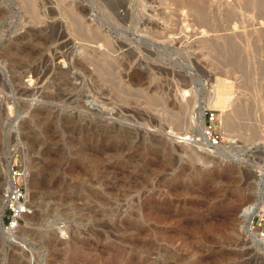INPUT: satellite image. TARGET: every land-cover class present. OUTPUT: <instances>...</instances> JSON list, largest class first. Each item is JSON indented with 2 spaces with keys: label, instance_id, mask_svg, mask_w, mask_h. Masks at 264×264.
Segmentation results:
<instances>
[{
  "label": "rangeland",
  "instance_id": "1",
  "mask_svg": "<svg viewBox=\"0 0 264 264\" xmlns=\"http://www.w3.org/2000/svg\"><path fill=\"white\" fill-rule=\"evenodd\" d=\"M235 1L214 0L207 26L220 23L237 36L243 20L223 17ZM174 7L166 12L156 0H0L3 226L11 167L25 171L29 197L22 226L0 229V264H264V237L251 228L259 205L246 213L264 180V42L202 43V24L186 10L172 16ZM247 18V33L258 37ZM184 92L191 106L174 131L170 116L145 105L151 97L178 112ZM211 112L223 138L215 147L202 141ZM102 125L133 136L115 137ZM118 143L125 159L103 155ZM168 156L171 170L155 175ZM130 170L136 182L123 186L140 189L119 198L122 172ZM146 175L143 188L137 182ZM91 190L111 200L118 217L95 218ZM148 197V206L174 220H142ZM127 217L140 221L138 230H128Z\"/></svg>",
  "mask_w": 264,
  "mask_h": 264
},
{
  "label": "bare ground",
  "instance_id": "2",
  "mask_svg": "<svg viewBox=\"0 0 264 264\" xmlns=\"http://www.w3.org/2000/svg\"><path fill=\"white\" fill-rule=\"evenodd\" d=\"M152 1V0H151ZM153 1H155V0H153ZM158 1V3H159V6H164L165 7V9H166V12H167V10L169 11L170 10V8L168 9V8H166V7H169V6H175L174 7V10H172L171 11V15L173 16L174 15V17L175 16H177L178 15V13L181 15V13L180 12H182V11H187L188 12V14L192 17H195V18H193V22H194V19L196 20L195 22L197 23V24H202L201 25V27H199L200 29H201V31L199 32V33H197L198 35H200L201 34V37H199V38H197V40H200L202 43H208V42H222V43H232L233 41H248V40H251V39H255L256 40V38H257V40H259V41H263L264 42V0H236L235 2H234V4H232L231 6H230V9H229V11L228 12H226V15H223V17H225L224 19L225 20H227V22L228 21H233V23L235 22V21H237V19H239V21H241V20H243V22L241 23V24H239L238 23V21L237 22H235V23H238L237 24V26H239V28H241V30H239V33L236 31V29H235V27L233 26L232 28H230V29H233V31L234 32H237V36H234L232 33L230 34V33H226V31H224L223 30V28H221V24L219 23V25H220V28H217V27H212V28H209L208 26H207V23L209 22V23H211L210 22V17H211V13H212V10H211V7H212V3L214 2V0H156V2ZM153 3V2H152ZM123 2H122V6H123ZM155 4V3H154ZM157 4V3H156ZM227 4V3H226ZM124 8V7H123ZM161 10V9H160ZM162 11V12H161ZM158 14L159 15H161V16H164V17H162V19H164V20H167V19H170L171 17H170V14H168V13H165V11L164 10H161ZM170 13V12H169ZM166 14H168V15H166ZM187 14V13H186ZM186 14H182V15H186ZM249 15H251V19L250 20H252V23H253V25L251 24V26H253V28H254V30L256 29V30H258L259 32H260V34L258 35V37H255V36H251V34L250 33H247V32H250V31H248L249 29H248V27H245V20H244V18L246 19L247 18V16H249ZM216 16V15H215ZM173 18H171L170 20L171 21H173L172 20ZM248 19V18H247ZM213 20V19H212ZM169 22V21H168ZM175 22V21H174ZM218 22H220V20L218 21ZM249 23H250V21H248ZM248 23V24H249ZM196 24V25H197ZM179 25V24H178ZM200 26V25H199ZM212 26V25H211ZM258 26V27H257ZM224 27H225V25H224ZM241 31V32H240ZM254 33V32H253ZM252 33V34H253ZM99 36V35H98ZM160 37H161V35H160ZM163 38V37H162ZM167 38V37H166ZM253 40H252V42H253ZM254 40V41H255ZM232 41V42H231ZM251 42V41H250ZM221 44V43H220ZM236 44V43H235ZM250 44V43H249ZM107 53V52H106ZM230 55V54H229ZM113 66V65H112ZM102 67V66H101ZM102 70H104V69H102ZM113 71V70H112ZM111 73V72H110ZM111 76V75H110ZM115 77V76H114ZM107 79V78H106ZM107 81V80H106ZM112 83V82H111ZM114 83H115V81H114ZM113 83V84H114ZM116 85V84H115ZM115 85H113V86H115ZM117 86V85H116ZM112 90V89H111ZM187 94V92H184L181 96L183 97V98H181V96H180V98L182 99H179V97H177V95H176V97L179 99H177V101L179 102H177L176 101V97L174 96L173 98H175V99H173V100H175V102H177L178 103V105H176V106H178L179 108H178V112L176 111V109H174V108H171V107H169V105L168 106H166V103L164 102L163 104L161 103V104H158V103H156V102H153L152 100H153V98H152V100H151V97L149 98V100L145 103V105L147 106V108H149V110L151 109V111L153 110V111H155V112H158L159 114L158 115H160V117H161V114L163 115V117L165 116V115H167L168 116V118H169V116H170V118H171V125H172V130L174 131L175 129H176V127L177 126H175L174 127V124L175 125H181V123L183 122V119H182V117H181V115L183 114L182 112H184V114H185V112H187V110L185 111V109H188V108H186V106L187 107H189V106H191V105H187L186 103H184V102H186V100H183L184 98H186L185 97V95ZM179 96V95H178ZM148 99V98H147ZM159 100H162V99H160V97H159ZM187 101H188V99H187ZM191 101V104H192V100H190ZM190 101H188V102H190ZM161 102V101H160ZM177 103H174L173 102V106H175L174 104H177ZM165 104V105H164ZM171 105V104H170ZM171 105V106H172ZM161 108H160V107ZM172 106V107H173ZM177 108V107H176ZM179 110H180V112H179ZM134 113V112H133ZM101 115V114H100ZM137 115H139V114H137ZM98 116V115H97ZM140 116H142V115H140ZM102 119V118H101ZM141 119V118H140ZM148 119V118H147ZM146 119V120H147ZM165 119H167V117L165 118ZM170 120V119H169ZM168 120V121H169ZM151 121V120H150ZM166 121V120H165ZM187 121V120H186ZM152 122V121H151ZM167 122V121H166ZM102 123V122H101ZM168 123V124H169ZM186 123V122H185ZM167 124V123H166ZM167 124V125H168ZM182 124H184V122L182 123ZM187 124V123H186ZM191 124V123H190ZM205 124V123H204ZM204 124L201 126L202 127V129L204 128V132H205V127H203L204 126ZM110 125V124H109ZM115 125H117V124H115ZM114 125V126H115ZM188 125V124H187ZM106 126V125H105ZM103 127V125H102V127H103V130H105V133H108V134H114L115 135V137L117 136H121V135H124V136H126V137H129V138H131V136H133V134L131 133V131H126V129H124V128H121L122 126H116L117 128L118 127H120L119 129H115V127H112V125H111V127ZM186 125H184V127H185ZM189 126V125H188ZM174 127V128H173ZM179 127H181V126H179ZM182 127H183V125H182ZM188 128V127H187ZM184 129V128H183ZM191 128H189V130H190ZM178 130H182V129H178ZM187 131V130H186ZM201 133H203V130H202V132ZM107 135V134H106ZM205 135V134H204ZM154 138V137H153ZM202 138H203V140L202 141H204V143H206L207 145H210L211 147H213L214 145H212V143L209 141V139L206 137V136H203V134H202ZM183 140V139H182ZM106 142V141H105ZM107 146V145H106ZM116 146V148L117 147H119V149L118 150H110V149H108V148H104L103 149V155H105V156H110L111 154L112 155H118V157L120 158V159H125V154H124V151H123V147H121L122 149H120V144L118 143L117 145H115ZM114 146V147H115ZM113 147V148H114ZM215 147V146H214ZM112 148V149H113ZM158 150V148L156 147V148H154L153 150H151V152H154V151H157ZM118 165H119V163H118ZM160 166L157 168V170H155V175L156 174H158V175H160V174H162V173H164V172H166V171H168V170H171V168L173 167V161H172V159H171V157H169L168 156V158H166L165 160H163V161H161L160 162V164H159ZM104 168V171L105 172H107V171H109V169H110V166H108V165H105V167H103ZM152 172H153V169L151 170ZM122 175H125V178H124V180L125 181H123V184L121 185L122 186V188H123V190L122 189H120V190H118V197L120 198V197H123V198H127L128 197V194H129V190L131 189V190H135L134 188H137V187H132V186H130L129 188H127L128 186L126 185V186H123L124 185V183H126V182H128V184L130 183V185H132V184H135V180H134V178H133V175H134V173L130 170V171H128L127 173H124V172H122ZM182 175H184L183 174V172H179V173H177L176 174V176L173 178V181H175V180H179L181 177H182ZM151 176L152 175H149V176H144V178H142L141 179V181L140 182H137V183H141L142 185V187L144 188L147 184H148V181H149V179L151 178ZM129 177V178H128ZM121 182H122V180H121ZM132 183V184H131ZM11 185V184H10ZM13 185V184H12ZM12 185L9 187L10 188V190H11V188H12ZM136 186V185H135ZM139 186H140V184H139ZM140 186V187H141ZM125 187V188H124ZM139 188V187H138ZM140 189V188H139ZM263 189H264V180L261 182V189H260V195L258 196V199L256 200V202H254V203H252V204H250L249 206H247L248 208H247V210H246V213L248 214V212H251V210L255 207V208H257L256 206L257 205H260V202H261V196H262V192H263ZM141 190H139L138 191V193L140 192ZM137 193V194H138ZM90 196L92 197V199H95L98 203H99V210L97 211V213H95L93 216L95 217V218H102L103 220H105V222H106V220H109V219H112V218H114V217H118V212L116 211V210H113L110 206H111V200H109V199H107V198H105L104 196H102V194L100 193V192H98V191H94V190H91V192H90ZM112 198V197H111ZM151 198L150 197H148L147 199H146V201L145 202H143L142 203V220H144V221H150V220H152V221H154L155 223H159V224H163V223H165V224H168V223H170V222H172L174 219H173V216L170 214V213H164V211H161V209L158 207V206H156V205H154L153 204V202L152 203H150L151 205L150 206H148V201H150L151 202V200H150ZM3 209H5V207H3L2 208V210ZM245 210H244V212H245ZM256 210V209H255ZM28 214V211H27V213L25 214V215H27ZM121 214V213H120ZM24 215V216H25ZM23 216V217H24ZM4 217V214H3V212H1V219ZM0 219V220H1ZM31 220V219H30ZM127 220H128V226L127 227H129L128 228V230L129 229H133V230H138V227H140V221L139 220H135V221H131V218H129V217H127ZM32 221V220H31ZM34 222H36V220H34ZM109 222V221H108ZM5 227L2 225V222L0 221V229H3V232L5 231V229H4ZM156 253V252H155Z\"/></svg>",
  "mask_w": 264,
  "mask_h": 264
},
{
  "label": "built area",
  "instance_id": "3",
  "mask_svg": "<svg viewBox=\"0 0 264 264\" xmlns=\"http://www.w3.org/2000/svg\"><path fill=\"white\" fill-rule=\"evenodd\" d=\"M209 125L205 126V136L214 146H218L223 138L216 131V123L218 118L214 112L208 114ZM24 170L13 166L10 169V177L12 179V188L5 194L6 205V221L4 227L7 233L17 231L24 222L23 216L29 208V197L24 186ZM252 230L261 231L264 237V189L261 196V202L258 209L255 210L251 222Z\"/></svg>",
  "mask_w": 264,
  "mask_h": 264
}]
</instances>
